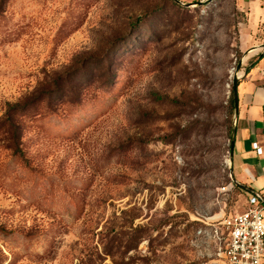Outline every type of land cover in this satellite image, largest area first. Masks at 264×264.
I'll list each match as a JSON object with an SVG mask.
<instances>
[{
    "label": "rangeland",
    "instance_id": "1",
    "mask_svg": "<svg viewBox=\"0 0 264 264\" xmlns=\"http://www.w3.org/2000/svg\"><path fill=\"white\" fill-rule=\"evenodd\" d=\"M199 1L0 0V264H226L264 0Z\"/></svg>",
    "mask_w": 264,
    "mask_h": 264
},
{
    "label": "crops",
    "instance_id": "2",
    "mask_svg": "<svg viewBox=\"0 0 264 264\" xmlns=\"http://www.w3.org/2000/svg\"><path fill=\"white\" fill-rule=\"evenodd\" d=\"M239 72L241 77L243 72ZM238 95L239 113L231 151L233 172L250 194H264V59L238 82ZM255 141L263 147V154L252 147Z\"/></svg>",
    "mask_w": 264,
    "mask_h": 264
},
{
    "label": "built area",
    "instance_id": "3",
    "mask_svg": "<svg viewBox=\"0 0 264 264\" xmlns=\"http://www.w3.org/2000/svg\"><path fill=\"white\" fill-rule=\"evenodd\" d=\"M252 147L263 154V147L256 141ZM222 225L228 233L226 264H264V194H249L246 209L224 218Z\"/></svg>",
    "mask_w": 264,
    "mask_h": 264
},
{
    "label": "water",
    "instance_id": "4",
    "mask_svg": "<svg viewBox=\"0 0 264 264\" xmlns=\"http://www.w3.org/2000/svg\"><path fill=\"white\" fill-rule=\"evenodd\" d=\"M209 0L207 1H199L197 3H195L194 5L195 6H201L203 5L204 3L208 2ZM188 5V4H186ZM190 5V4H189ZM241 77H239L237 74H235L233 76V97H234V103H235V121L238 117V113H239V95H238V82H239V79ZM235 122H234V130H233V139H232V148H233V143H234V135H235ZM230 158H231V161H232V152H231V155H230ZM237 182V181H236ZM256 192V191H254Z\"/></svg>",
    "mask_w": 264,
    "mask_h": 264
},
{
    "label": "trees",
    "instance_id": "5",
    "mask_svg": "<svg viewBox=\"0 0 264 264\" xmlns=\"http://www.w3.org/2000/svg\"><path fill=\"white\" fill-rule=\"evenodd\" d=\"M232 98H233V99H232V102H233V104H234V106H235V103H234V97H233V95H232Z\"/></svg>",
    "mask_w": 264,
    "mask_h": 264
},
{
    "label": "bare ground",
    "instance_id": "6",
    "mask_svg": "<svg viewBox=\"0 0 264 264\" xmlns=\"http://www.w3.org/2000/svg\"><path fill=\"white\" fill-rule=\"evenodd\" d=\"M237 75L240 77V75H241V72H237Z\"/></svg>",
    "mask_w": 264,
    "mask_h": 264
}]
</instances>
